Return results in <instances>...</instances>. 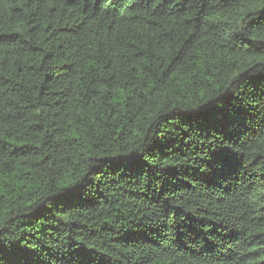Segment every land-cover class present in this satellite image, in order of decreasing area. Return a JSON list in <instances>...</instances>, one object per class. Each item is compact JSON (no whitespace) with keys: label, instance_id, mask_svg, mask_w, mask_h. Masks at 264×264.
<instances>
[{"label":"trees","instance_id":"16d2710c","mask_svg":"<svg viewBox=\"0 0 264 264\" xmlns=\"http://www.w3.org/2000/svg\"><path fill=\"white\" fill-rule=\"evenodd\" d=\"M0 264H264V0H0Z\"/></svg>","mask_w":264,"mask_h":264}]
</instances>
